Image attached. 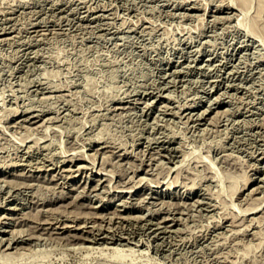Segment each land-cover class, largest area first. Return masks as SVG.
<instances>
[{
    "label": "rangeland",
    "instance_id": "rangeland-1",
    "mask_svg": "<svg viewBox=\"0 0 264 264\" xmlns=\"http://www.w3.org/2000/svg\"><path fill=\"white\" fill-rule=\"evenodd\" d=\"M182 1L0 0V178L3 179L0 181V215L4 214L3 219L0 217V264H264V237L261 236H264V203L261 206V202H264V153L261 152L264 151V38H259L262 37L259 33H264V8L261 7L264 1H252L245 16V21L249 22L251 18L256 21L257 35L253 33L254 36L250 33L249 23L238 25L239 20L236 18L243 15L241 6H238L240 1ZM259 2L263 4L256 5ZM256 7L263 9H257L262 12L258 16L263 18L255 17L259 14ZM231 14L235 16L232 17ZM255 18L260 20L257 19V22ZM260 26L261 30L258 32ZM236 65L239 66L238 69ZM163 104L168 105L167 110ZM14 111L19 113L14 114ZM193 118H197V122ZM44 128L46 130H42ZM28 129L32 131L29 132ZM36 129L40 131L35 132ZM28 133L32 134L29 136ZM37 134L41 140L37 138ZM27 143H32V146L28 147ZM44 144V147L41 146ZM73 145H77V149L80 147L77 150L79 152L84 153L86 150L85 160L76 165H64L62 160L66 154L62 151L67 148L66 153L72 152ZM105 148L110 150L103 153ZM86 153L96 156L93 157L95 165L90 161L91 155ZM227 153L232 155L229 157ZM49 154L53 162L48 157ZM85 155L89 156V160ZM150 156H157L159 160L155 157L151 159ZM199 157L204 159L199 160ZM195 159L198 163H204L198 164ZM57 163L61 165L57 166ZM80 163L84 164V168L79 171L83 172L86 168L83 173L75 168ZM255 164L257 167H254ZM66 166L71 167L67 172ZM99 166H102L101 169ZM178 170L180 171L177 172ZM95 171L99 174H94ZM111 172L114 176L112 179ZM52 173L56 175L52 177ZM66 173L68 177H62ZM247 175L251 176V182L243 187L245 179H248ZM56 176L57 179L54 178ZM141 176L145 177L142 182ZM162 179L165 182L160 185ZM110 180L113 183L107 182ZM135 181H138V187L141 186L140 198L137 196L138 191L133 198L129 197L130 193L123 195L128 189L125 186L137 184ZM154 181L159 182L155 184ZM123 182L126 183L125 186ZM168 182L175 186L172 184V188L167 190ZM113 185H116L117 190L123 188L120 193L123 196L115 195L117 190L111 188ZM60 189L68 192L64 193ZM252 198L259 201L253 202ZM142 199L143 201H139ZM251 203L260 204V209L258 206V210L248 214L242 208L247 209ZM35 205L38 209L34 208ZM210 206L211 209L208 208ZM91 210L95 216L91 215ZM101 212L106 216H102ZM121 212L123 216L120 217ZM126 213L127 216L130 215L129 218H126ZM21 214L25 216L22 217ZM44 216L50 221L43 219ZM256 216L263 217L260 219ZM251 217L254 223L248 220ZM53 218L55 223L51 221ZM170 220H173L171 224ZM234 221H237L236 225ZM238 221L242 222L241 225ZM4 222H8L9 226L3 225ZM228 222H233V226ZM63 223L68 225L63 226ZM158 225L159 228H155ZM257 227L262 233H259ZM241 228L245 232H240ZM48 229L52 234H48ZM11 231L14 232L13 235ZM34 232L36 235H33ZM67 233L89 238L106 235L107 239L79 240L81 243L77 241L73 244L67 242ZM199 234L206 237L200 238ZM258 234H261L259 238ZM61 235L64 236L60 237ZM231 236L234 238L231 239ZM241 236L245 237L239 238ZM77 243L87 246L78 247ZM15 244L16 247H23L16 248ZM114 246L124 248L120 253L128 254L132 251V255L112 257ZM6 251L7 254L11 251L13 256L11 253L9 256L4 254Z\"/></svg>",
    "mask_w": 264,
    "mask_h": 264
},
{
    "label": "bare ground",
    "instance_id": "bare-ground-1",
    "mask_svg": "<svg viewBox=\"0 0 264 264\" xmlns=\"http://www.w3.org/2000/svg\"><path fill=\"white\" fill-rule=\"evenodd\" d=\"M183 1H185V0H183ZM183 1H182V2H183ZM188 1H189V0H188ZM195 1H196V0H195ZM219 1H221V0H219ZM223 1H224V0H223ZM233 1H234V0H233ZM233 1L230 0V2H232V3H233ZM236 1H240L239 4H238V3H236V4H238V6H239V5L241 6L242 12H241V10H239L238 8H237V9L241 12V14H243V15H241L242 17L240 16V18H239V17H237V18L235 17L236 19L239 20V21L237 20V21L239 22V23L237 22L238 25H243V24H245V23H246V24L249 23L250 33L254 36L255 34H253V33H256V31H257V30H256V29H257L256 21H253L254 18H251V16H250V18L252 19V21H251L250 18H249V19H250L249 22H248V21H245V19H246L245 16H246V14H247V11H248V9H249V6L252 5V3H253L252 1H254V0H236ZM259 1H261V0H259ZM263 1H264V0H263ZM263 1H262V2H263ZM234 2H235V1H234ZM194 3H195V2H194ZM219 3H220V2H219ZM219 3H218V4H219ZM221 3H223V2L221 1ZM221 3H220V5H221ZM225 3H226V2H225ZM256 3H257V2H256ZM263 3H264V2H263ZM263 3H260V2H259V4H256V5L259 6L260 4L262 5ZM190 4H191V3H190ZM195 4H196V3H195ZM185 5H186V4H185ZM216 5H217V4H216ZM216 5H214V6L216 7ZM222 5H224V4H222ZM226 5H227V7L229 6L228 3H227ZM233 5H235V3H234ZM261 5H260V6H261ZM189 6H190V5H189ZM189 6H188V7H189ZM199 6H202V5H199ZM230 6H231V5H230ZM181 7H182V5H181ZM184 7H185V6H184ZM192 7H193V6H192ZM204 7H205V6H204ZM204 7H203V9H204ZM211 7H212V6H211ZM234 7H235V6H234ZM261 7L264 8V4H263ZM225 8H226V7H225ZM259 8H260V7H258V8L256 7V10L259 9ZM205 9H206V7H205ZM209 9H211V8H209ZM209 9H208V10H209ZM228 9H229V8H228ZM260 9H262V8H260ZM199 10H200V9H199ZM208 10H207V11H208ZM262 10H263V9H262ZM188 11H189V10H188ZM210 11H211V10H210ZM224 11H225V10H224ZM258 11H259V14H257L255 17L263 18V17H261V16H258V15H261V13H262L260 10H257V13H258ZM260 12H261V13H260ZM227 13H228V12H227ZM237 13H238V12H237ZM255 13H256V12H255ZM184 14H186V16L189 15L188 13H183V15H184ZM187 14H188V15H187ZM192 14H193V13H192ZM212 14H213V13H212ZM212 14H211V16H213ZM214 14H215V13H214ZM233 14H234V13H233ZM233 14H231V16H232ZM235 14H236V13H235ZM237 15H238V14H237ZM239 15H240V13H239ZM217 16H218V15H217ZM219 16H220V15H219ZM222 16H223V15H222ZM224 16L228 17L229 15H228V16H227V15H224ZM231 16H230V17H231ZM233 16H235V15H233ZM233 16H232V17H233ZM253 16H254V15H253ZM213 17H214V16H213ZM226 17H225V19H226ZM214 18H216V17H214ZM214 18H213L212 20H214ZM220 18H221V17H220ZM203 19H204V18H203ZM203 19H202V20H203ZM236 19H235V20H236ZM257 19H258V18H257ZM257 19L255 18V20H257ZM202 20H201V21H202ZM216 20H217V19H216ZM221 20H223V17H222ZM229 20H230V18H229ZM229 20H228V21H229ZM233 20H234V19H233ZM258 20H260V19H258ZM258 20H257V22H258ZM262 20H264V18H263ZM214 21H215V20H214ZM230 21H232V20H230ZM202 22H203V21H202ZM225 22H226V21H225ZM262 22H264V21H262ZM203 23H204V22H203ZM234 23H235V22H234ZM258 24H259V23H258ZM261 24H263V23H261ZM261 24H260V25H261ZM258 26H259V25H258ZM263 27H264V26H263ZM258 28H259L258 32H260V30H261V29H260L261 26L258 27ZM263 31H264V29H263ZM250 33H249V34H250ZM261 33H263V32H261ZM256 35H257V33H256ZM259 35L262 36V37H259L260 39H263V38H264V33H263V34H260V33H259ZM259 35H258V36H259ZM258 36H257V37H258ZM199 41H200V40H199ZM248 41H249V40H248ZM262 41H263V40H262ZM184 42H185V41H184ZM246 42H247V41H246ZM198 44H199V43H198ZM247 44H248V43H247ZM263 44H264V43H263ZM238 46H239V45H238ZM243 46H244V45H243ZM245 48H246V47H245ZM245 48H244V49H245ZM186 50H187V49H186ZM194 50H195V49H194ZM191 53H192V52H191ZM195 53H196V52H195ZM185 54H186V53H185ZM188 54H189V53H188ZM237 54H238V53H237ZM216 56H217V55H216ZM196 57H197V56H196ZM231 57H232V56H231ZM231 57H229V58L231 59ZM236 58H237V57H236ZM193 59H194V58H193ZM215 59H216V58H215ZM232 59H233V58H232ZM260 59H261V58H260ZM210 60H211V59H210ZM233 60H234V59H233ZM261 60H262V59H261ZM196 61H197V60H196ZM212 61H213V60H212ZM228 61H229V60H228ZM258 62H259V61H258ZM222 63H225V62H222ZM217 64H218V63H217ZM236 64H237V63H236ZM207 65H208V64H207ZM213 65H216V64H213ZM218 65H220V64H218ZM221 65H222V64H221ZM210 66H211V65H210ZM222 66H223V65H222ZM228 66H229V65H228ZM236 66H237V65H236ZM236 66H235V68H236ZM211 67H213V66H211ZM214 67H215V66H214ZM214 67H213V68H214ZM217 67H218V66H217ZM224 67H225V66H224ZM248 67H249V66L247 65V68H248ZM206 68H208V67H206ZM209 68H210V67H209ZM226 68H227V67H226ZM238 68H239V66H237L236 69H238ZM214 69H216V68H214ZM220 69H221V68H220ZM220 69H219V70H220ZM227 69H228V68H227ZM232 69H233V68H232ZM236 69H235V70H236ZM211 70H212V69H211ZM222 70H223V69H222ZM233 70H234V69H233ZM243 70H245V69L243 68ZM247 70H248V69H247ZM229 71H230V70H229ZM236 71H237V70H236ZM241 71H242V70H241ZM174 72H175V71H174ZM225 72H226V71H225ZM227 72H228V70H227ZM254 72H255V71H254ZM218 73H219V72H218ZM228 73H230V72H228ZM228 73H226V74H228ZM240 73H241V72H240ZM216 74H217V73H216ZM244 74H245V73H244ZM249 74H250V73H249ZM206 75H207V74H206ZM222 75H223V74H222ZM228 75H229V74H228ZM237 75H238V74H237ZM246 75H247V74H246ZM220 76H221V75H220ZM233 76H234V75H233ZM212 77H213V75H212ZM224 77H225V76H224ZM230 77H232V75H231ZM235 77H236V76H235ZM238 77H239V76H238ZM244 77H245V76H244ZM219 78H220V77H219ZM222 78H223V77H222ZM226 78H227V77H226ZM236 78H237V77H236ZM240 78H241V77H240ZM242 78H243V77H242ZM245 78H246V77H245ZM238 79H239V78H238ZM213 80H214V79H213ZM232 80H233V78H232ZM240 80H241V79H240ZM238 81H239V80H238ZM244 81H245V80H244ZM240 82H241V81H240ZM240 82H239V83H240ZM218 83H219V82H218ZM233 83H234V82H233ZM239 83H238V84H239ZM231 84H232V83H231ZM234 84H235V83H234ZM236 85H237V83H236ZM240 85H241V84H240ZM227 86H228V85H227ZM233 86H234V85H233ZM238 86H239V85H238ZM236 89H237V88H236ZM146 92H147V91H146ZM154 92H155V91H154ZM154 92H153V93H154ZM157 94H158V93H157ZM160 94H161V93H160ZM150 95H151V94H150ZM163 97H164V96H163ZM133 99H134V98H133ZM164 99H165V98H164ZM127 100H128V99H127ZM134 100H135V99H134ZM120 101H121V100H120ZM123 102H124V101H123ZM127 103H128V102H127ZM123 104H124V103H123ZM119 105H120V104H119ZM163 105H164V104H163ZM189 105H190V104H189ZM122 106H123V105H122ZM125 106H126V105H125ZM161 106H162V105H161ZM164 106H165V105H164ZM164 106H163V107H164ZM166 106H168V105H166ZM166 106H165V108H166V110H167V107H166ZM187 106H188V105H187ZM116 107H117V106H116ZM119 107H121V106H119ZM184 107H185V106H184ZM191 107H192V106H191ZM114 108H115V107H114ZM124 108H125V107H124ZM161 108H162V107H161ZM161 108H160V109H161ZM168 108H169V107H168ZM188 108H189V107H188ZM169 109H170V108H169ZM161 110H162V109H161ZM166 110H165V111H166ZM184 110H185V109H184ZM26 111H27V110H26ZM28 111H29V110H28ZM175 111H176V110H175ZM175 111H174V113H175ZM203 111H205V109H203ZM15 112H16V111H14L13 113L15 114ZM21 112H23V111H21ZM29 112H30V111H29ZM33 112H34V111H33ZM179 112H180V110H179ZM187 112H188V110H187L185 113H187ZM205 112H206V111H205ZM205 112H204V113H205ZM16 113H19V112H16ZM24 113H25V112H24ZM40 113H41V112H40ZM181 113H182V112H181ZM185 113H184V114H185ZM189 113H190V112H189ZM11 114H12V113H11ZM32 114H33V113H32ZM179 114H180V113H179ZM24 115H25V114H24ZM37 115H38V114H37ZM37 115H36V116H37ZM188 115H189V114H188ZM200 115H201V113H200ZM31 116H32V115H31ZM34 116H35V115H34ZM179 116H181V115H179ZM189 116H192V115H189ZM194 116H195V115H194ZM194 116H193V117H194ZM29 117H30V116H29ZM39 117H40V115H39ZM41 117H42V116H41ZM186 117H187V116H186ZM186 117H185V118H186ZM196 117H197V116H196ZM201 117H202V116H201ZM206 117H207V116H206ZM206 117H204V119H205ZM21 118H22V117H21ZM21 118H20V120H21ZM25 118H27V116H26ZM42 118H43V117H42ZM191 118H192V117H191ZM199 118H200V117H199ZM7 119H8V118H7ZM27 119H30V118H27ZM34 119H35V118H34ZM45 119H46V118H45ZM47 119H48V117H47ZM187 119H188V117H187ZM189 119H190V118H189ZM193 119H194V118H193ZM195 119H197V118H195ZM195 119H194V120H195ZM8 120H9V119H8ZM18 120H19V118H18ZM30 120H31V119H30ZM49 120H51V119H49ZM55 120H57V119H55ZM185 120H186V119H185ZM32 121H33V120H32ZM32 121H31V122H32ZM45 121H46V120H45ZM186 121H187V120H186ZM7 122H9V121H7ZM13 122H14V121H13ZM16 122H17V121H16ZM188 122H189V120H188ZM192 122H193V121H192ZM194 122H197V121L195 120ZM200 122H201V121H200ZM203 122H204V121H203ZM17 123H19V121H18ZM36 123H37V122H36ZM13 124H15V123H13ZM32 124H33V123H32ZM54 124H56V123H54ZM200 124H201V123H200ZM9 125H12V124H9ZM18 125H19V124H18ZM23 125H24V123H23ZM38 125H39V124H38ZM44 125H45V124H44ZM193 125H194V124H193ZM196 125H198V124L196 123ZM7 126H8V125H7ZM13 126H14V125H13ZM16 126H17V125H16ZM20 126H22V125H20ZM24 126H25V125H24ZM24 126H22V127H24ZM35 126H36V125H35ZM22 127H21V128H22ZM25 127H26V126H25ZM25 127H24L23 129H25ZM40 127H41V126H40ZM45 127H46V126H45ZM30 128L32 129V127H30ZM37 128H38V127H37ZM47 128H48V127H47ZM51 128H52V127H51ZM31 129H30V130L28 129L27 131L30 132V131H32ZM34 129H35V127H34ZM39 129H40V128H39ZM42 130H46V128H44V129H42ZM36 131H38V130L36 129L35 132H36ZM39 131H40V130H39ZM39 131H38V132H39ZM49 131H50V130H49ZM53 131H54V129H53ZM55 131H56V130H55ZM55 131H54V132H55ZM41 132H42V131H41ZM50 132H51V131H50ZM42 133H43V132H42ZM45 133H46V132H45ZM30 134H32V133H28L27 135L30 136ZM35 134H36V133H35ZM27 135H26L25 137H28ZM36 136H38V134H37ZM36 136H35V137H36ZM41 136H42V135H41ZM46 136H47V134H45L44 137L46 138ZM169 136H173V135H169ZM162 137H163V136H162ZM165 137H166V136H165ZM165 137H164V138H165ZM173 137H174V136H173ZM32 138H33V137H32ZM32 138H30V139H32ZM37 138H39V136H38ZM40 138H41V137H40ZM40 138H39V139H40ZM22 139H24V137L21 138V140H22ZM34 139H36V138H34ZM39 139H37V140H39ZM167 139H169V138H167ZM171 139H172V138L170 137V140H171ZM21 140H20V143H21ZM25 140H26V139H25ZM25 140H24V141H25ZM37 140H36V141H37ZM40 140H41V139H40ZM40 140H39V141H40ZM43 140H44V138H43ZM96 140H97V139H96ZM158 140H160V139L158 138ZM170 140H169V142H170ZM173 140H174V139H173ZM27 141H28V140H27ZM32 141H34V140L32 139ZM36 141H35V142H36ZM66 141H67V140H66ZM94 141H95V140H93V142H94ZM99 141H101V140H99ZM161 141H162V140H161ZM22 142H23V141H22ZM35 142H34V143H35ZM45 142H46V141H45ZM70 142H71V141H70ZM156 142H157V141H156ZM42 143H43V142H42ZM48 143H49V142H48ZM60 143H61V141H60ZM67 143H69V141H68ZM77 143H78V142H77ZM77 143H76V144H77ZM102 143H103V142H102ZM102 143H101V147H102ZM105 143H106V142H105ZM170 143H171V142H170ZM24 144H25V142H24ZM31 144H32V143H31ZM31 144L28 145V143H27L28 147H31V146H32ZM35 144H36V143H35ZM38 144H40V143H38ZM50 144H51V143H50ZM72 144H73V143H72ZM82 144H83V143H82ZM21 145H22V144H21ZM30 145H31V146H30ZM59 145H60V144H59ZM74 145H75V144H74ZM74 145H73V147H72V150H73V151L71 150L72 152H70V153L67 152V153H66V151H68L67 148H66V151H62L63 153L65 152V154H66L65 158H64L63 160L61 159V160H62V163H63V161H64V163H63L64 165H68V164H70V165H76L77 162H79V161H84V160H85V158H84V153L86 152V150H85L84 153H83V152H79V151H77V150L80 149V147L77 149V147H76L77 145H76V146H74ZM91 145H92V142H91ZM106 145H107V144H106ZM109 145H110V144H109ZM173 145H174V144H173ZM34 146H36V145H34ZM41 146L44 147L45 144H44V145H41ZM46 146H47V143H46ZM68 146H69V145H68ZM84 146H85V145H84ZM99 146H100V145H99ZM99 146H98V148H99ZM103 146H104V145H103ZM110 146H111V145H110ZM163 146H164V145H163ZM174 146H175V145H174ZM15 147H16V146H15ZM21 147H24V146H21ZM37 147H38V145H37ZM47 147H48L49 149L51 148V147H49V146H47ZM63 147H65V145H64ZM63 147H62V148H63ZM69 147H70V146H69ZM75 147H76V151H74V150H75V149H74ZM101 147H100V148H101ZM155 147H156V146H155ZM157 147H158V146H157ZM169 147H170V146H169ZM175 147H176V146H175ZM18 148H19V147H18ZM33 148H34V147H33ZM48 148H47V149H48ZM95 148H96V147H95ZM148 148H149V146H148ZM162 148H163V147H162ZM170 148H171V147H170ZM177 148H179V147H177ZM177 148H175V149H177ZM21 149H22V148H21ZM25 149H26V148H25ZM25 149H24V150H25ZM37 149H38V148H37ZM45 149H46V148H45ZM49 149H48V151H49ZM55 149H56V148H55ZM63 149H64V148H63ZM70 149H71V148H70ZM82 149H83V146H82ZM82 149H81V151H82ZM92 149H93V148H92ZM103 149H104V148H103ZM114 149H115V148H114ZM114 149H113V150H114ZM159 149H160V148H159ZM172 149H173V148H172ZM175 149H174V150H175ZM179 149H181V148H179ZM221 149H222V148H221ZM224 149H225V148H223V150H224ZM22 150H23V149H22ZM32 150H33V149H32ZM35 150H36V149H35ZM97 150H98V149H97ZM106 150H110V149L105 148V150H102V152H103V151H106ZM145 150H146V149H145ZM161 150H162V149H161ZM19 151H20V150H19ZM40 151H41V149H40ZM45 151H47V150H45ZM48 151H47V152H48ZM83 151H84V150H83ZM98 151H99V150H98ZM149 151H150V150H149ZM159 151H160V150H159ZM159 151H158V152H159ZM179 151H180V150H179ZM21 152H22V151H21ZM57 152H58V151H57ZM150 152H151V151H150ZM155 152H156V151H155ZM158 152H157V153H158ZM162 152H163V151H162ZM261 152L264 153V151H261ZM261 152H260V153H261ZM28 153H29V152H28ZM37 153H38V152H37ZM40 153H42V152H40ZM43 153H44V152H43ZM54 153H56V151H55ZM63 153H61V154L64 156ZM91 153H92V152H91ZM93 153H95V152H93ZM103 153H104V152H103ZM113 153H114V151H113ZM115 153H117V152H115ZM125 153H126V152H125ZM166 153H167V152H166ZM169 153H170V152H169ZM175 153H176V152H175ZM225 153H226V152H225ZM225 153H224V154H225ZM15 154H16V153H15ZM19 154H20V153H19ZM19 154H18V155H19ZM21 154H22V153H21ZM21 154H20V155H21ZM45 154H46V153H45ZM86 154H90V153H86ZM100 154H101V153H100ZM106 154H107V153H106ZM111 154H112V151H111ZM151 154H153V153H151ZM151 154H150V155H151ZM160 154H161V153H160ZM171 154H172V153H171ZM222 154H223V153H222ZM227 154H228V153H227ZM26 155H27V154H26ZM26 155H24V156H26ZM31 155H32V154H31ZM51 155H52V154H51ZM53 155H54V154H53ZM58 155H59V154H58ZM90 155H91V158H92V159H90V161L92 160V162H94V160H93L94 158H93V157H94L95 155H97V154L95 153L94 156H93V154H90ZM98 155H99V154H98ZM102 155H103V154H102ZM108 155H109V154H108ZM108 155H107V156H108ZM116 155H117V154H116ZM154 155H155V154H154ZM162 155H165V154H162ZM174 155H175V154H174ZM182 155H184V154H182ZM228 155H229V154H228ZM228 155H227V156H228ZM230 155H232V154H230ZM230 155H229V157H230ZM22 156H23V155H22ZM24 156H23V157H24ZM29 156H30V155H29ZM59 156H60V155H59ZM85 156H86V155H85ZM109 156H110V155H109ZM158 156H159V155H158ZM166 156L168 157V155H166ZM169 156H170V155H169ZM178 156H179V155H178ZM200 156H201V155H200ZM23 157H22V158H23ZM32 157H33V156H32ZM39 157H40V156H39ZM41 157H42V156H41ZM43 157H44V156H43ZM45 157H46V156H45ZM45 157H44V158H45ZM48 157L50 158V154H49ZM48 157H47V159H48ZM51 157H52V156H51ZM86 157H87V156H86ZM95 157H96V156H95ZM103 157H104V156H103ZM154 157H155V156H154ZM154 157H151V156H150L151 159H153ZM156 157H157V156H156ZM156 157H155V158H156ZM159 157H160V156H159ZM161 157H162V156H161ZM173 157H174V156H173ZM224 157H225V156H224ZM17 158H18V157H17ZM30 158H31V156H30ZM53 158H54V157H53ZM87 158H88V160H89V156H88ZM101 158H102V157H101ZM162 158H164V156H163ZM254 158H255V157H254ZM262 158H263V157H262ZM12 159H13V158H12ZM12 159H11V160H12ZM38 159H39V158H38ZM50 159H51V158H50ZM97 159H98V157H97ZM147 159H148V158H147ZM156 159H157V158H156ZM196 159L198 160V158H196ZM196 159H195L194 161H196ZM200 159H202V157H199V160H200ZM203 159H204V158H203ZM203 159H202V160H203ZM223 159H224V158H223ZM225 159H226V158H225ZM227 159H228V158H227ZM230 159H232V158H230ZM22 160H23V159H22ZM27 160H28V159H27ZM30 160H31V159H30ZM34 160H35V159H34ZM48 160H49V159H48ZM56 160L58 161L57 157H56ZM157 160H159V159H157ZM179 160H180V159H179ZM181 160H183V159H181ZM181 160H180V161H181ZM199 160H198V161H199ZM202 160H201V161H202ZM257 160H258V159H257ZM257 160H256V161H257ZM28 161H29V160H28ZM28 161H27V162H28ZM35 161H36V160H35ZM38 161H39V160H37V162H38ZM42 161H43V160H42ZM44 161H47V160L45 159ZM57 161H56V162H57ZM103 161H104V160H103ZM105 161H106V160H105ZM198 161H196V162L198 163ZM226 161H227V160H226ZM10 162H11V161H10ZM14 162H15V161H14ZM17 162H19V161H17ZM21 162H22V161H20V163H21ZM32 162H34V161L32 160ZM37 162H36V163H37ZM39 162H41V161H39ZM51 162H53L52 159H51ZM56 162H55V163H56ZM95 162H96V161H95ZM95 162H94L93 165H95ZM101 162H102V161H101ZM149 162H150V161H149ZM149 162H148V163H149ZM168 162H170V161H168ZM174 162H175V161H174ZM230 162H232V161H230ZM11 163H12V162H11ZM11 163H10V164H11ZM15 163H16V162H15ZM22 163H24V162H22ZM36 163H35V164H36ZM44 163H45V162H44ZM60 163H61V161H60ZM85 163H88V162H85ZM150 163H151V162H150ZM150 163H149V164H150ZM199 163H202V164H203L204 162H199ZM199 163H198V164H199ZM257 163H258V162H257ZM10 164H9V165H10ZM18 164H19V163H18ZM24 164H25V163H24ZM28 164H29V165H32V164H30V163H28ZM38 164H39V163H38ZM58 164H59V163H57V166H60V165H61V164H59V165H58ZM141 164H142V163H141ZM141 164H140L139 166H141ZM195 164H196V163H195ZM231 164H232V163H231ZM262 164H264V163H262ZM6 165H7V164H6ZM9 165H8V166H9ZM16 165H17V164H16ZM22 165H23V164H22ZM40 165H41V164H40ZM47 165H48V162H47ZM47 165H46V166H47ZM53 165H54V164H53ZM88 165H89V164H88ZM99 165H100V162H99ZM101 165H102V164H101ZM174 165H175V164H174ZM192 165H193V164H191V166H192ZM258 165H259V164H258ZM260 165H261V164H260ZM50 166H52V165H50ZM85 166H87V164H85ZM102 166H103V165H102ZM102 166H101V167H102ZM191 166H189V167H191ZM195 166H197V165H195ZM255 166L257 167L256 164L254 165V167H255ZM3 167H4V166H3ZM28 167H29V166H28ZM34 167H35V166H34ZM37 167H40V166L38 165ZM37 167H36V168H37ZM52 167H53V166H52ZM66 167H67V166H66ZM74 167H75V166H74ZM87 167H88V166H87ZM101 167L99 166L100 169H101ZM104 167H105V166H104ZM137 167H138V166H137ZM137 167H136V168H137ZM150 167H151V166H150ZM192 167H193V166H192ZM40 168H41V167H40ZM42 168H43V167H42ZM45 168H46V167H45ZM48 168H49V165H48ZM59 168H60V167H59ZM59 168H57V169L59 170ZM75 168H76V170L79 171V170H81L82 168H84V164H81V163H80V164H78L77 167H75ZM75 168H74V169H75ZM93 168H95V167H93ZM99 168L97 167L96 169H98V171H99V170H100ZM139 168H142V167H139ZM169 168H170V166H169ZM169 168H168V169H169ZM178 168H180V167H178ZM196 168H197V167H196ZM252 168H253V167H252ZM252 168H251V169H252ZM9 169H10V168H9ZM33 169H35V168H33ZM38 169H39V168H38ZM64 169H65V168H63V170H64ZM70 169H71V167L68 166V167L66 168V172H67V170H70ZM85 169H86V168H85ZM85 169H84V171H85ZM145 169H148V168H145ZM208 169H209V168H208ZM253 169H254V168H253ZM260 169H261V168H260ZM35 170H36V169H35ZM89 170H90V169H89ZM104 170H105V169H104ZM104 170H103V171H104ZM136 170H137V169H136ZM136 170H135V171H136ZM176 170H177V169H176ZM180 170H181V169H180ZM180 170H178L177 172H179ZM261 170H262V169H261ZM28 171H29V170H28ZM30 171H33V170H30ZM60 171H61V169H60ZM73 171H74V170H73ZM82 171H83V170H82ZM84 171H83V172H84ZM107 171H108V170H107ZM209 171H210V170H209ZM212 171H213V170H212ZM9 172H10V171H9ZM43 172H44V171H43ZM74 172H76V171H74ZM74 172H73V173H74ZM79 172H81V171H79ZM79 172H77V173H79ZM83 172H81V173H83ZM91 172H92V171H91ZM99 172H100V171H99ZM99 172L95 171L94 174L97 175V174H99ZM148 172H149V171H148ZM251 172H252V171H251ZM255 172H256V169H255ZM7 173H8V172H7ZM22 173H23V172H22ZM22 173H18V174H22ZM30 173H31V172H30ZM70 173H71V172H70ZM77 173H75V174H77ZM89 173H90V172H89ZM89 173H87V174H89ZM103 173H104V172H103ZM135 173H136V172H135ZM135 173H134V174H135ZM144 173H146V172H144ZM252 173H253V172H252ZM0 174H1V173H0ZM4 174H5V173H4ZM4 174H3V175H4ZM15 174H16V173H15ZM23 174H24V173H23ZM23 174H22V175H23ZM58 174H59V173H58ZM58 174H57V176H59ZM60 174H62V173H60ZM66 174H67V173H66ZM66 174L62 175V177H64V176H67V177H68V174H67V175H66ZM94 174H93V175H94ZM109 174H110V173H109ZM24 175H25V174H24ZM28 175H29V174H28ZM39 175H40V173H39ZM41 175H42V174H41ZM53 175H56V173H55V174L52 173V177H53ZM72 175H73V174H72ZM208 175H209V173H208ZM1 176H2V175H1ZM4 176H5V175H4ZM4 176H3V177H4ZM13 176H14V175H13ZM32 176H33V175H32ZM44 176H46V175H44ZM57 176L54 177V178L57 179ZM84 176H85V175H84ZM111 176H112V172H111V174H110V177H111ZM212 176H214V175H213V172H212ZM212 176H211V177H212ZM249 176H250V175H249ZM257 176H258V175H257ZM257 176H256V177H257ZM30 177H31V174H30ZM35 177H36V176H35ZM40 177H41V176H40ZM42 177H43V176H42ZM62 177H60V178L62 179ZM71 177H72V176H71ZM107 177H108V176H107ZM113 177H114V176H112L111 179H112ZM246 177H248V175H247ZM246 177H245V178H246ZM25 178H26V177H25ZM31 178H32V177H31ZM31 178H29V179H31ZM36 178H37V177H36ZM43 178H45V177H43ZM48 178H49V177H48ZM87 178H88V177H87ZM87 178H86V179H87ZM97 178H98V177H97ZM108 178H109V177H108ZM141 178H142V179H141ZM141 178H138V179H141V182H142V180H143L145 177L143 178V177L141 176ZM208 178H209V177H208ZM245 178H244V179H245ZM260 178H261V177H260ZM1 179H2V178H0V181H1ZM33 179H34V178H33ZM37 179H38V178H37ZM45 179H46V178H45ZM61 179H60V180H61ZM66 179H67V178H66ZM86 179H85V180H86ZM94 179H96V178H94ZM100 179H101V178H100ZM100 179H99V183H100ZM138 179H137V180H138ZM246 179H247V178H246ZM246 179H245V183H244L243 187H245V184L248 185V184L251 182V176L248 177L247 180H246ZM2 180H3V179H2ZM4 180H5V179H4ZM46 180H47V179H46ZM51 180H52V179H51ZM75 180H76V179H75ZM92 180H93V179H92ZM104 180H105V179H104ZM107 180H108V179H107ZM132 180H133V179H132ZM132 180H131V181H132ZM171 180L173 181V179H171ZM171 180H170V181H171ZM7 181H8V180H7ZM64 181H65V179H64ZM97 181H98V180H97ZM131 181H130V182H131ZM146 181H147V180H146ZM163 181H164L163 179H162V181L160 180V185H161V182H163ZM167 181H169V180H167ZM167 181H166V182H167ZM172 181H171V182H172ZM59 182H60V181H59ZM59 182H57V183H59ZM61 182H62V181H61ZM61 182H60V183H61ZM74 182H75V181H74ZM74 182H73V183H74ZM77 182H78V181H77ZM85 182H86V181H85ZM85 182H84V183H85ZM107 182H110V183H111L112 180L107 181ZM125 182H126V181H125ZM132 182H133V181H132ZM135 182H136L137 184H135V185H133V186H131V187H130L129 185L125 186L126 183L123 182V183H124V186L128 188L127 190L124 189V190H125V193H124L123 195H125L126 193H127V194L130 193L129 197H132L133 195H136V194H137L136 191H138V195H137V196H138V198H140V197H139V195H140V194H139V188H140L141 186L138 187V186H139L138 181H135ZM135 182H134V183H135ZM139 182H140V181H139ZM141 182H140V184H141ZM147 182H148V181H147ZM154 182H155V181H154ZM156 182H159V181H156ZM156 182H155V184H157ZM164 182H165V181H164ZM7 183H8V182H7ZM26 183H28V182H26ZM63 183H64V182H63ZM65 183H66V182H65ZM81 183H82V181H81ZM99 183H97V184H99ZM110 183H105V184H110ZM112 183H113V182H112ZM121 183H122V181H121ZM174 183H176V182H174ZM29 184H30V183H29ZM29 184H28V185H29ZM33 184H34V183H33ZM35 184H36V183H35ZM66 184H67V183H66ZM68 184H69V183H68ZM75 184H76V183H75ZM78 184H80V183H78ZM78 184H76V185H78ZM94 184H96V183H94ZM129 184H130V183H129ZM132 184H133V183H132ZM144 184H145V183H144ZM155 184H154V185H155ZM165 184H166V183H165ZM172 184H173V183H172ZM172 184L168 182V184H166V189H167V190L171 189V188H172ZM30 185H31V184H30ZM30 185H29V186H30ZM54 185H55V182H54ZM56 185H57V184H56ZM63 185H64V184H63ZM84 185L86 186V184H84ZM99 185H100V184H99ZM110 185H111V184H110ZM122 185H123V184H122ZM173 185H174V184H173ZM23 186H24V185H23ZM23 186H22V187H23ZM31 186H32V185H31ZM60 186H61V184H60ZM74 186H75V185H74ZM81 186H82V185H81ZM93 186H94V185H93ZM113 186H114V187H111V188H113V189H116V188H117L116 185H113ZM117 186H118V181H117ZM119 186H120V185H119ZM148 186H149V185H148ZM155 186H156V185H155ZM174 186H175V185H174ZM25 187H26V186H25ZM27 187H28V186H27ZM53 187H54V186H53ZM57 187H58V186H57ZM65 187H66V186H65ZM75 187H76V186H75ZM86 187H87V186H86ZM90 187H91V186H90ZM105 187H106V186H105ZM105 187H104V191H105V189H106ZM108 187H109V186H108ZM122 187H123V186H122ZM125 187H124V188H125ZM137 187H138V188H137ZM152 187H153V186H152ZM246 187H247V186H246ZM255 187H257V186H255ZM17 188H19V187H17ZM20 188H21V187H20ZM20 188H19V189H20ZM60 188H61V187H60ZM62 188H63V187H62ZM70 188H71V187H70ZM93 188H94V187H93ZM95 188H96V187H95ZM109 188H110V187H109ZM109 188H107V189H109ZM111 188H110V189H111ZM147 188H148V187H147ZM257 188H258V187H257ZM9 189H10V188H9ZM14 189H15V188H14ZM74 189H76V188H74ZM82 189H83V187H82ZM82 189H81V190H82ZM89 189H91V188H89ZM120 189H121V188H120ZM190 189H191V187H190ZM192 189H193V188H192ZM192 189H191V190H192ZM251 189H252V188H251ZM251 189H250V191H251ZM60 190H61V189H60ZM63 190H64V189H63ZM85 190H86V188H85ZM102 190H103V189H102ZM111 190H112V189H111ZM116 190H117V189H116ZM151 190H152V189H151ZM164 190H165V189H164ZM242 190H243V189H242ZM9 191H10V190H9ZM11 191H12V190H11ZM61 191H62V190H61ZM64 191H65V190H64ZM64 191H62V192H64ZM78 191H79V190H78ZM82 191H83V190H82ZM104 191L101 192V190H100L101 193H104ZM106 191H107V190H106ZM106 191H105V192H106ZM113 191H114V190H113ZM142 191H143V189H142ZM195 191H196V190H195ZM250 191H249V193H250ZM254 191H256V190H254ZM65 192H68V191L66 190ZM65 192H64V193H65ZM69 192H70V191H69ZM88 192H89V191H88ZM91 192H92V191H91ZM114 192L116 193V191H114ZM121 192H123V188H122L121 190H117V193H116V194L114 193V194L117 195V196L119 197L120 195H122V194H120ZM135 192H136V193H135ZM145 192H146V191H145ZM149 192H150V191H149ZM190 192H191V191H190ZM6 193H7V192H6ZM8 193H9V192H8ZM8 193H7V194H8ZM84 193H85V192H84ZM94 193H95V192H94ZM96 193H97V192H96ZM108 193H109V190H108ZM2 194H3V193H2ZM7 194H6V195H7ZM10 194H13V193H10ZM89 194H90V192H89ZM106 194H107V193H106ZM112 194H113V193H112ZM141 194H142V192H141ZM145 194H146V193H145ZM145 194L143 193V195H145ZM161 194H162V193H161ZM197 194H199V193H197ZM13 195H15V194H13ZM61 195H62V193H61ZM96 195H97V194H96ZM123 195H122V196H123ZM143 195H142V196H143ZM151 195H152V194H151ZM186 195L188 196V194H186ZM186 195H185V196H186ZM4 196H5V195H4ZM15 196H16V195H15ZM58 196H59V195H58ZM107 196H108V195H107ZM122 196H121V197H122ZM145 196H146V195H145ZM145 196H143V197H145ZM148 196H149V195H148ZM181 196H182V195H181ZM0 197H1V196H0ZM5 197H7V196H5ZM5 197H4V198H5ZM59 197H60V196H59ZM62 197H63V196H62ZM115 197H116V196H115ZM133 197H134V196H133ZM133 197H132V198H133ZM149 197H150V196H149ZM159 197H160V195H159ZM188 197H189V196H188ZM4 198H3V203H4V201H5ZM11 198H12V197H11ZM11 198H10V199H11ZM13 198H15V197H13ZM50 198H51V197H50ZM60 198H61V197H60ZM135 198H136V197H135ZM135 198H134V199H135ZM0 199H1V198H0ZM8 199H9V198H8ZM40 199H41V198H40ZM52 199H53V198H52ZM52 199H51V200H52ZM109 199H110V198H109ZM112 199H114V198H112ZM115 199H116V198H115ZM117 199H118V198H117ZM119 199H120V198H119ZM127 199H128V198H126V200H127ZM146 199H147V198H146ZM252 199L254 200L253 202H255V200H256V202H257V200H258V199H255V198H252ZM252 199H251V200H252ZM263 199H264V198H263ZM29 200H30V199H29ZM31 200H32V199H31ZM45 200H46V199H45ZM131 200H132V199H131ZM0 201H1V200H0ZM35 201H37V200H35ZM38 201H39V200H38ZM38 201H37V202H38ZM41 201H42V200H41ZM109 201H110V200H109ZM117 201H118V200H117ZM127 201H130V200H127ZM132 201H133V200H132ZM139 201H143V199H142V200H139ZM199 201H200V200H199ZM209 201H210V200H209ZM258 201H259V200H258ZM262 201H263V200H262ZM33 202H34V200H33ZM42 202H44V201H42ZM51 202H52V201H51ZM51 202H50V203H51ZM121 202H122V201H121ZM125 202H126V201H125ZM130 202H131V201H130ZM134 202H135V201H134ZM202 202H203V201H202ZM260 202H261V200H260ZM47 203H48V202H47ZM109 203H110V202H109ZM122 203H123V202H122ZM135 203H136V202H135ZM204 203H205V201H204ZM209 203H210V202H209ZM248 203H249V202H248ZM258 203H259V202H258ZM263 203H264V202H261V206L263 205ZM6 204H7V202H6ZM127 204H128V203H127ZM210 204H211V203H210ZM212 204H213V203H212ZM212 204H211V205H212ZM251 204L253 205V203H251ZM4 205H5V204H4ZM19 205H20V204H19ZM29 205H30V204H29ZM36 205H37V204H36ZM36 205H35V206H36ZM42 205H43V204H42ZM130 205H132V204H130ZM252 205H251V206H252ZM259 205H260V204H259ZM259 205L256 204V205H253L252 207L249 205L250 207H248L247 209H244V208H242V207H241V208H242L243 210L248 211V214H250V213H253V212L255 211V209L258 210L257 207H258ZM1 206H2V204H1ZM14 206H15V205H14ZM14 206H13V207H14ZM20 206H21V205H20ZM35 206H34V208L36 209L37 206H36V207H35ZM44 206H45V205H44ZM83 206H84V205H83ZM91 206H92V205H91ZM96 206H97V205H96ZM102 206H103V205H102ZM124 206H125V205H124ZM127 206H128V205H127ZM134 206H135V205H134ZM202 206H203V205H202ZM204 206H205V205H204ZM207 206H208V204H207ZM214 206H215V204H214ZM13 207H8V208L6 207V208H7V209H12ZM22 207H23V206H22ZM38 207H39V206H38ZM85 207H86V206H85ZM131 207H132V206H131ZM131 207H130V209H131ZM244 207H245V206H244ZM246 207H247V206H246ZM246 207H245V208H246ZM15 208H16V207H15ZM32 208H33V207H32ZM40 208H41V207H40ZM40 208H39V210H41ZM87 208H89V207L87 206ZM90 208H91V207H90ZM93 208H94V207H93ZM103 208H104V207H103ZM139 208H140V207H139ZM176 208H177V207H176ZM206 208H207V207H206ZM208 208L211 209V206L208 207ZM215 208H216V206H215ZM241 208H240V209H241ZM37 209H38V208H37ZM113 209H115V208H113ZM117 209H118V208H117ZM122 209H123V208H122ZM174 209H175V208H174ZM203 209H204V208H203ZM240 209H239V210H240ZM259 209H260V206H259ZM33 210H34V209H33ZM96 210H97V208H96ZM108 210H109V209H108ZM119 210H120V209H119ZM125 210H126V209H124V211H125ZM176 210H177V209H176ZM176 210H175L174 212H176ZM207 210H208V209H207ZM243 210H242V211H243ZM4 211H5V210H4ZM12 211H13V210H12ZM44 211H45V209H44ZM47 211H48V210H47ZM93 211H95V210L93 209ZM105 211H106V210H105ZM114 211H115V210H114ZM167 211H168V210H167ZM242 211H240V214H241ZM260 211H261V210H260ZM87 212H88V211H87ZM109 212H110V210H109ZM112 212H113V211H112ZM169 212H170V211H169ZM229 212L233 214L232 211H229ZM257 212H258V211H257ZM257 212H256V213H257ZM263 212H264V211H263ZM41 213H42V212H41ZM45 213H46V212H45ZM45 213H44V214H45ZM50 213H51V212H50ZM52 213H53V212H52ZM52 213H51V214H52ZM91 213H92V214H91ZM91 213H90V214L93 215L94 212H92V210H91ZM97 213H98V212H97ZM113 213H114V212H113ZM113 213H111V214H113ZM119 213H120V212H119ZM119 213H118V214H119ZM130 213H131V212H130ZM181 213H182V212H181ZM243 213L246 214L247 212L245 213V212L243 211ZM101 214H102V212H101ZM101 214H100V215H101ZM103 214H104V213H103ZM103 214H102V216L105 217L106 215H103ZM106 214H107V213H106ZM116 214H117V213H116ZM116 214H114V216H115ZM123 214H124V213H123ZM141 214H142V213H141ZM141 214H140L139 216H142ZM153 214H154V213H153ZM170 214H171V213H170ZM228 214H229V213H228ZM238 214H239V213H238ZM238 214H237V215H238ZM3 215H4V214H3ZM3 215H2V216H3ZM21 215H22V214H21ZM23 215L25 216V214H23ZM23 215H22V217H23ZM55 215H56V214H55ZM60 215H61V214H60ZM64 215H66V214H64ZM67 215H69V214H67ZM88 215H89V213H88ZM100 215H97V216H100ZM132 215H133V214H132ZM134 215H135V214H134ZM146 215H147V214H146ZM151 215H152V214H151ZM167 215H168V214H167ZM246 215H247V214H246ZM2 216L0 215L1 218H2ZM8 216H9V215H8ZM14 216H15V215H14ZM49 216H50V215H49ZM49 216L47 215V217H49ZM89 216H90V215H89ZM93 216H95V214H94ZM93 216H92V217H93ZM97 216H96V217H97ZM109 216H110L112 219H114L113 215L111 216V215L109 214ZM116 216H117V215H116ZM121 216H123V215H122V212H121L120 217H121ZM125 216H127V213H126ZM128 216H130V215H128ZM128 216H127L126 218H129ZM158 216H159V215H158ZM158 216H157V217H158ZM163 216H165V215H163ZM170 216H171V215H170ZM223 216H224V215H223ZM226 216H227V214H226ZM226 216H225V217H226ZM228 216H229V215H228ZM228 216H227V217H228ZM230 216H231V214H230ZM233 216H235V214H233ZM233 216H232V218H233ZM244 216H245V215H244ZM11 217H12V216H11ZM44 217H45V216H44ZM47 217H45V218H43V219H47L46 221L49 222L50 220L48 221V218H47ZM60 217H61V216H60ZM65 217H67V216H65ZM73 217H74V216H73ZM77 217H78V216H77ZM104 217H103V218L101 217L102 220L104 219ZM131 217H132V216H131ZM167 217L169 218V216H166V218H167ZM237 217H238V216H236V218H237ZM245 217H247V216H245ZM256 217H257V218H260V217L262 218L263 216H260V217H259V216H256ZM5 218H6V215H5ZM9 218H10V217H9ZM13 218H14V217H13ZM24 218H25V217H24ZM55 218H56V217H55ZM55 218H53V220H51V221H53L54 223H55V220H54ZM75 218H76V217H75ZM87 218H88V217H87ZM98 218H99V217H98ZM101 218H99V219H101ZM132 218H133V217H132ZM138 218H139V217L137 216V219H138ZM143 218H144V217H143ZM143 218H142V219H143ZM150 218H151V217H150ZM160 218H163V217H160ZM164 218H165V217H164ZM170 218H171V217H170ZM170 218H169V219H170ZM172 218H175V217H172ZM236 218H235V219H236ZM238 218H239V217H238ZM241 218H242V217H241ZM243 218H244V217H243ZM247 218H248V217H247ZM261 218H260V219H261ZM2 219H3V218H2ZM6 219H7V218H6ZM15 219H17V218L15 217ZM26 219H28V218L26 217ZM66 219H67V218H66ZM69 219H70V215H69ZM83 219H85V218H83ZM83 219H82V220H83ZM109 219H110V218H109ZM109 219H108V220H109ZM120 219H122V218H120ZM130 219H131V218H130ZM135 219H136V218H135ZM137 219H136V221H137ZM177 219H178V218H177ZM225 219H226V218H225ZM253 219H254V217H253ZM262 219H264V218H262ZM18 220H19V219H18ZM24 220H25V219H24ZM61 220H62V219H61ZM71 220H72V219H71ZM73 220H74V219H73ZM75 220H76V219H75ZM78 220H79V219H78ZM95 220H96V219H95ZM95 220H94V221H95ZM133 220H134V218H133ZM139 220H140V219H139ZM139 220H138V221H139ZM149 220H150V219H149ZM152 220H153V218H152ZM160 220H161V219H160ZM160 220H159V221H160ZM162 220H164V219H162ZM162 220H161V221H162ZM226 220H227V219H226ZM229 220H230V219H229ZM239 220H240V219H239ZM242 220H244V219H242ZM248 220H251V221H252V217H251V219H248ZM258 220H259V219H258ZM3 221H4V220H3ZM5 221H6V220H5ZM10 221H11V219H10ZM42 221H43V220H42ZM57 221H58V219H57ZM62 221H63V220H62ZM86 221H87V220H86ZM88 221H89V220H88ZM94 221H93V222H94ZM106 221H107V220H106ZM109 221H111V220H109ZM119 221H120V220H119ZM136 221H135V222H136ZM147 221H148V220H147ZM161 221H160V222H161ZM172 221H173V220H172ZM172 221L170 220V224H171ZM231 221H232V220H231ZM251 221H250V222H251ZM262 221H263V220H262ZM262 221L260 220V222H262ZM14 222H15V221H14ZM14 222H13V223H14ZM16 222H17V221H16ZM23 222H24V221H23ZM23 222H22V223H23ZM37 222H38V221H36V223H37ZM40 222H41V220H40ZM40 222H39V223H40ZM47 222H46V223H47ZM63 222H64V221H63ZM74 222H75V221H74ZM82 222H83V221H82ZM82 222H81V223H82ZM93 222H92V224H93V227H94V223H95L96 221H95L94 223H93ZM120 222H122V221H120ZM141 222H142V221H141ZM150 222H152V221H150ZM155 222H156V221H153V223H155ZM223 222H224V221H223ZM234 222H235V221H234ZM238 222H239V224L242 223V222H240V221H238ZM243 222H244V221H243ZM246 222H247V221H246ZM252 222H253V221H252ZM256 222L259 223V221H257V219H256ZM20 223H21V222H20ZM44 223H45V222H44ZM54 223H53V224H54ZM85 223H87V222H85ZM90 223H91V222H90ZM100 223H101V222H100ZM107 223H108V222H107ZM110 223H113V222H110ZM157 223H158V219H157ZM228 223H229V222H228ZM232 223H233V222H230L229 224L232 225ZM236 223H237V221L235 222V224H234V223H233V224L236 225ZM253 223H254V222H253ZM1 224H2V223H1ZM14 224H17V223H14ZM37 224H38V223H37ZM47 224H48V223H47ZM61 224H62V223H61ZM78 224H80V223H77V225H78ZM82 224H83V223H82ZM95 224H97V222H96ZM142 224H143V223H142ZM144 224H145V223H144ZM147 224H148V223H147ZM172 224H173V223H172ZM215 224H216V223H215ZM215 224H213V225H215ZM224 224H225V223H224ZM226 224H227V223H226ZM239 224L237 225L238 228H239ZM243 224H244V223H243ZM251 224H252V223H251ZM251 224H249V226H251ZM260 224H261V223H260ZM3 225H8V222H4ZM41 225H42V224H41ZM41 225H40V226H41ZM49 225H50V224H49ZM55 225H58V224H55ZM64 225H65V223H63V226H64ZM67 225H68V224H66L65 226H67ZM77 225H76V226H77ZM80 225H81V224H80ZM83 225H84V224H83ZM83 225H81V226H83ZM98 225H99V223H98ZM100 225H101V224H100ZM107 225H108V224H107ZM117 225H118V224H117ZM219 225H220V224H219ZM240 225H241V224H240ZM245 225L248 226V224H246V223L244 224V226H245ZM8 226H9V225H8ZM17 226H18V225H17ZM19 226H20V225H19ZM43 226H44V225H43ZM61 226H62V225H61ZM72 226H73V225H72ZM89 226H90V225H89ZM108 226H110V225H108ZM108 226H106V227H108ZM113 226H114V225H113ZM115 226H116V225H115ZM142 226H143V225H142ZM146 226H147V225H146ZM146 226H145V227H146ZM149 226H150V225H149ZM155 226H156V225H155ZM170 226H171V225H170ZM232 226H233V225H232ZM244 226H243V227H244ZM256 226H257V225H256ZM258 226H259V228L261 227L260 225H258ZM35 227H37V226H35ZM54 227H55V226H54ZM54 227H53V228H54ZM57 227H58V226H57ZM70 227H71V226H70ZM97 227H99V226H97ZM102 227H103V226H102ZM106 227H105V228H106ZM116 227H117V226H116ZM120 227H121V226H120ZM120 227H118V228L120 229ZM122 227H123V225H122ZM164 227H165V225H164ZM213 227H214V226H213ZM213 227H212V228H213ZM217 227H218V226H217ZM220 227H221V226H220ZM229 227H230V226H229ZM235 227H236V226H235ZM12 228H14V227H12ZM27 228H28V227H27ZM42 228H43V227H42ZM50 228H51V227H50ZM72 228H73V227H72ZM90 228H91V227H90ZM95 228H96V227H95ZM100 228H101V227H100ZM118 228H116V229H118ZM155 228H159V225H158L157 227H155ZM162 228H163V227H162ZM170 228H171V227H170ZM170 228H169V229H170ZM214 228H215V227H214ZM244 228H245V227H244ZM257 228H258V227H257ZM259 228H258V231H259ZM15 229H17V228H14V230H15ZM33 229H34V227H33ZM33 229H32V230H33ZM43 229H44V228H43ZM69 229H70V228H69ZM92 229H93V228H92ZM92 229H91V232H93ZM103 229H104V228H103ZM103 229H102V231H103ZM107 229H108V228H107ZM109 229H114V227H113V228H110V227H109ZM109 229H108V230H109ZM122 229H123V228H122ZM124 229H125V226H124ZM144 229H145V228H144ZM233 229H234V228H233ZM239 229H240V228H239ZM239 229H238V230H239ZM261 229H262V228H261ZM0 230H1V229H0ZM20 230H21V229H20ZM24 230H25V229L23 228V231H24ZM28 230H30V229H28ZM37 230H38V229H37ZM37 230H36V231H37ZM84 230H85V229H84ZM96 230H97V229H96ZM96 230H94V231H96ZM108 230H107V231H108ZM153 230H154V229H153ZM163 230H164V228H163ZM167 230H168V229H167ZM172 230H173V229H172ZM230 230L232 231V229H230ZM235 230H236V228H235ZM235 230H234V231H235ZM246 230H247V229H246ZM4 231H5V230H4ZM23 231H22V232H23ZM25 231H26V230H25ZM36 231H35V232H36ZM39 231H40V229H39ZM45 231H46V230H45ZM48 231H49V229H48ZM60 231H61V230H60ZM60 231H59V232H60ZM98 231H99V228H98ZM107 231H106V232H107ZM112 231H114V230H112ZM118 231H120V230H118ZM123 231H124V230H123ZM128 231H129V230H128ZM145 231H146V230H145ZM150 231H151V230H150ZM150 231H149V233H150ZM154 231H156V230H154ZM158 231H160V230L158 229ZM161 231H162V230H161ZM239 231L241 232V231H244V230H242V228H241V230H239ZM239 231H238V232H239ZM252 231H253V229H252ZM252 231H250V233H251ZM11 232H12L11 234L13 235L14 232H13V231H11ZM18 232H20V231H18ZM28 232H29V231H28ZM35 232H34V233H35ZM37 232H38V231H37ZM42 232H43V231H42ZM50 232H51V231H49V233H48L49 235H50ZM57 232H58V230H57ZM64 232H65V231H64ZM82 232H83V231H82ZM82 232H81V233H82ZM87 232H88V231H87ZM116 232H117V231H116ZM121 232H122V231H121ZM121 232H120V233H121ZM130 232L132 233V231H130ZM133 232H134V231H133ZM152 232H153V231H152ZM215 232H216V231H215ZM218 232H220V231H218ZM229 232H230V231H229ZM235 232L238 233L237 231H235ZM244 232H245V231H244ZM253 232H254V231H253ZM253 232H252V233H253ZM260 232H261V230L259 231V233H260ZM9 233H10V232H9ZM31 233H32V232H31ZM31 233H29V235H31ZM34 233H33V235H36V233H35V234H34ZM54 233H55V232H54ZM54 233H53V235H54ZM60 233H61V232H60ZM99 233H100V232H99ZM99 233H98V234H99ZM110 233H111V232H110ZM110 233H109V234H110ZM117 233H118V232H117ZM125 233H126V232H125ZM220 233H221V232H220ZM236 233H235V234H236ZM255 233H256V231H255ZM255 233H254V234H255ZM257 233H258V232H257ZM257 233H256V234H257ZM261 233H262V232H261ZM18 234H19V233H18ZM23 234H24V233H23ZM23 234H22V235H23ZM40 234H41V231H40ZM51 234H52V232H51ZM67 234H68V235L65 234V235H66L65 237L67 238V242H68V241H69V242H73V244H74V242H77V241H79V240H81V241H83V240H84V241H86V240H87V241H88V240H89V241H96V240L99 239V238H103V240L107 239L106 235L101 236V237H98V238H97V236H95V237L92 236V238H91V237L89 238V237H87V236H80L81 234H80L79 236H78V235H73V234H70V233H67ZM92 234H93V233H92ZM98 234H97V235H98ZM105 234H106V233H105ZM118 234H119V233H118ZM147 234H148V233H147ZM155 234H156V232H155ZM201 234H203V233H201ZM201 234H199L200 238H201V236H202ZM206 234H207V233H206ZM230 234H231V233H230ZM230 234H229V235H230ZM232 234H234V233H232ZM232 234H231V235H232ZM244 234H245V233H244ZM254 234H252V235H254ZM256 234H255V235H256ZM12 235H10V236H12ZM15 235H17V234H15ZM15 235H14V236H15ZM20 235H21V234H20ZM20 235H19V236H20ZM42 235H43V234H42ZM44 235H45V234H44ZM110 235H111V234H110ZM125 235H126V234H125ZM127 235H128V234H127ZM134 235H135V234H134ZM209 235H210V234H209ZM216 235H217V234H216ZM216 235H214V236H216ZM236 235H237V234H236ZM250 235H251V234H250ZM260 235H261V234H260ZM260 235L258 234V235H257L258 237H257V236H255V237L253 236V237H254V238H256V237L259 238ZM39 236H40V235H39ZM54 236H55V235H54ZM54 236H53V237H54ZM63 236H64V235H63ZM63 236L61 235L60 237H63ZM118 236H119V235H118ZM121 236H122V235H121ZM148 236H149V235H148ZM152 236H153V235H152ZM203 236H205V235H203ZM203 236H202V237H203ZM218 236H219V234H218ZM239 236H240V235H239ZM248 236H249V235H248ZM261 236L264 237L263 235H261ZM6 237H7V236H6ZM17 237H18V235H17ZM17 237H15V238H17ZM20 237H21V236H20ZM24 237H25V235H24ZM30 237H31V236H30ZM32 237H34V236H32ZM37 237H38V236H37ZM42 237H43V236H42ZM42 237H40V238H42ZM50 237H51V236H50ZM124 237H125V236H124ZM158 237H159V236H158ZM162 237H163V236H162ZM205 237H206V236H205ZM207 237H208V236H207ZM232 237H233V236H231V239H232ZM242 237H245V236H241V237H239V238H242ZM250 237H251V236H250ZM35 238H36V237H35ZM38 238H39V237H38ZM44 238H47V237H44ZM58 238H59V235H58ZM96 238H97V239H96ZM119 238H121V237H119ZM154 238H155V237H154ZM233 238H234V237H233ZM3 239H4V238H3ZM22 239H23V238H22ZM22 239H21V240H22ZM61 239H62V238H61ZM123 239H124V238H123ZM126 239H129V238L127 237ZM132 239H133V238H132ZM139 239H140V238H139ZM139 239H138V240H139ZM236 239H237V238H236ZM1 240H2V239H0V242H1ZM13 240H14V239H13ZM18 240H19V239H18ZM23 240H24V239H23ZM32 240H33V239H32ZM34 240H35V239H34ZM65 240H66V239H65ZM65 240H64V241H65ZM111 240H112V238H111ZM116 240H117V239H116ZM136 240H137V239H136ZM233 240H234V239H233ZM255 240H256V239H255ZM262 240H264V239H262ZM28 241H29V240H28ZM28 241H27V242H28ZM39 241H40V240H39ZM141 241H142V240H141ZM258 241L260 242V239H259ZM10 242H11V241H10ZM10 242H9V243H10ZM31 242H32V241H31ZM33 242H34V241H33ZM67 242H66V244H68ZM79 242H80V241H79ZM131 242H132V240H131ZM135 242H136V241H135ZM261 242H262V241H261ZM80 243H81V242H80ZM101 243H102V241H101ZM118 243H119V242L117 241V244H118ZM123 243H124V242H123ZM137 243H139V242L137 241ZM141 243H142V242H140V244H141ZM16 244H17V243H16ZM16 244H15L14 247H16ZM28 244H29V243H28ZM28 244H27V246H28ZM33 244H34V243H33ZM35 244H36V243H35ZM103 244H104V243H103ZM103 244H102V246H103ZM6 245H7V244H6ZM6 245H5V246H6ZM20 245H21V244H20ZM24 245H25V244H24ZM71 245H72V244H71ZM75 245H76V244H75ZM77 245H78V243H77ZM81 245H82V244H79L78 247L81 246ZM95 245H96V244H95ZM95 245H94V246H95ZM104 245H105V244H104ZM127 245H128V244H127ZM5 246H4V247H5ZM10 246H11V245H10ZM18 246H19V244H18ZM27 246H26L25 248H27ZM84 246L86 247L87 245H84ZM84 246L82 245V247H84ZM89 246H90V245H88V247H89ZM99 246H100V245H99ZM132 246H133V245H132ZM6 247H9V245L6 246ZM14 247H13V248H14ZM19 247H23V246L21 245V246H19ZM19 247H16V248H19ZM29 247H30V246H29ZM95 247H96V246H95ZM100 247H101V246H100ZM100 247H99V248H100ZM105 247H107V246H105ZM108 247H110V245H109ZM108 247H107V248H108ZM111 247H112V246H111ZM124 247H125V246H124ZM127 247H128V246H127ZM129 247H130V245H129ZM129 247H128V249H129ZM99 248H97V249H99ZM102 248H103V247H102ZM120 248H121V247H119V246H118V247H117V246H114V248L112 249V257H120V258H124V257H126L127 255H129V256L132 255V254L130 253V252H132V251H130L128 254H127L126 252H125L126 254H122L123 252L120 253V250L124 249L123 247H122L121 249H120ZM130 248L134 250V247H133V248L130 247ZM4 249H6V248H4ZM19 249H20V248H19ZM27 249H28V248H27ZM90 249H91V248H90ZM94 249H95V248H94ZM0 250H1V249H0ZM2 250H3V249H2ZM6 250H7V249H6ZM11 250H12V249H11ZM16 250H17V249H16ZM16 250L14 251V253L16 252ZM30 250H31V249H30ZM99 250H101V249H99ZM102 250H103V249H102ZM135 250H136V249H135ZM3 251H4V250H3ZM3 251H2V252H3ZM7 251H8V250H7ZM7 251H6L4 254H7ZM18 251H19V250H18ZM123 251H124V250H123ZM8 252H9V251H8ZM32 252H33V251H32ZM34 252H35V251H34ZM34 252H33V253H34ZM103 252H105V251H103ZM133 252H134V251H133ZM10 253H11V251H10ZM10 253L7 254V255L9 256ZM17 253H18V252H17ZM100 253H101V252H100ZM2 254H3V253H2ZM15 254H16V253H15ZM24 254H25V252H24ZM24 254H23V255H24ZM27 254H29V253H27ZM30 254H31V253H30ZM20 255H21V254H20ZM20 255H19V256H20ZM23 255H22V256H23ZM110 255H111V254H110ZM8 256H6V258H7ZM11 256H13L12 253H11ZM10 258H11V257H10ZM13 258H14V257H13ZM247 263H248V262H246V264H247Z\"/></svg>",
    "mask_w": 264,
    "mask_h": 264
}]
</instances>
